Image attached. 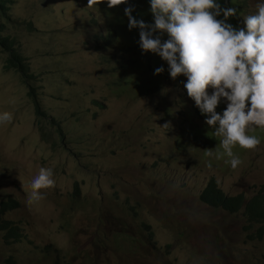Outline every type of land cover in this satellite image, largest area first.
<instances>
[{
	"label": "rangeland",
	"instance_id": "1",
	"mask_svg": "<svg viewBox=\"0 0 264 264\" xmlns=\"http://www.w3.org/2000/svg\"><path fill=\"white\" fill-rule=\"evenodd\" d=\"M8 1L5 33L36 78L22 83L0 46V112L15 114L10 98L28 107L22 124L0 123V219L20 233L0 236V264H264V237H248L257 225L199 198L210 180L227 195L264 188V129L252 133L262 143L240 152L236 169L205 155L222 151L220 138L188 97L186 77L172 80L165 61L142 54L139 29L127 27L130 5L136 19L153 23L149 0L112 8L107 0ZM240 1L218 0L255 13L258 0ZM243 16L227 22L243 27ZM120 62L130 67L126 75ZM157 67L164 72L154 75ZM129 74L149 86L126 84ZM36 105L58 114L62 142L46 137L53 124L30 111ZM225 108L221 100L216 111ZM71 132L82 136L73 142ZM41 167L54 170L56 185L29 204ZM6 196L18 206L2 210Z\"/></svg>",
	"mask_w": 264,
	"mask_h": 264
},
{
	"label": "clouds",
	"instance_id": "2",
	"mask_svg": "<svg viewBox=\"0 0 264 264\" xmlns=\"http://www.w3.org/2000/svg\"><path fill=\"white\" fill-rule=\"evenodd\" d=\"M96 2L89 0V4ZM149 3L153 23L136 19L132 15L134 8L131 5L124 8L128 29H139L138 45L142 54L150 52L165 61L172 80L180 76L184 82L183 76L186 77L183 87L188 97L194 101L201 115L206 117L205 123L213 129L214 137L220 138L219 149L222 151L205 149V155L215 159L225 158V164L232 169L238 168L243 164V159L234 148L238 146L240 152L254 151L262 143L261 137L252 133L257 128L264 129V0H258L255 13L248 15H245L247 9L222 7L218 0H149ZM244 3L245 0H241L239 7ZM121 4H128V0H107L109 8ZM221 16L222 19H217ZM242 16L243 27H235L227 22L232 17L231 20L239 24ZM165 33L167 39L162 40ZM164 70L163 67H157L154 75ZM221 100L226 101L222 114L216 111ZM9 101L15 114L10 111L0 112V123H11L14 119V122L22 124L28 107L13 98ZM36 106L30 111L45 123L53 124L46 137L53 135L59 141L62 134L55 130L62 129L58 114L48 113L38 106L44 112L41 114L39 111L38 115ZM169 126L167 123L163 125ZM211 166L209 162L208 167ZM29 183L32 191L27 196V202L33 204L45 199L41 190L55 187L54 170L41 167ZM73 194H76L75 191ZM254 196L264 197V188L261 187ZM16 202L15 207L19 204ZM219 207L231 212L223 206ZM239 211L242 212V209ZM13 225L19 233L17 225ZM257 232L256 227L248 237L263 238L264 225L260 228L261 234ZM1 234L6 241V232L1 231Z\"/></svg>",
	"mask_w": 264,
	"mask_h": 264
},
{
	"label": "trees",
	"instance_id": "3",
	"mask_svg": "<svg viewBox=\"0 0 264 264\" xmlns=\"http://www.w3.org/2000/svg\"><path fill=\"white\" fill-rule=\"evenodd\" d=\"M8 0H0V46L3 47L5 51L8 52V57L6 59L5 67L12 66L19 75L20 81L22 83L27 82L28 80H33L36 78V73L29 69L28 63L26 61V57L22 51L17 48V42L15 43V39L10 35L5 33V25L7 20H9L10 14L8 12ZM28 28H32V22L28 21ZM105 35V34H104ZM55 36H52V38ZM105 37H107L105 35ZM131 43V42H129ZM134 45V43H131ZM130 48V45H126L123 49L127 50ZM137 61H135L136 63ZM120 66L123 69V74L126 75L129 70V65L120 62ZM144 72H147L145 69ZM129 80V83H132L136 88H143L149 86V81L146 77V83H141L138 79H133V77L129 74V77H125V83ZM128 83V84H129ZM98 104V102H97ZM99 105H102L99 103ZM37 114L40 112L43 114L38 106ZM40 111V112H39ZM56 132H60L61 138L57 142H53V144H58L63 141L64 133L62 129H55ZM75 132H71L70 140L73 142L77 139H80L82 134L74 135ZM240 155V151H239ZM75 193H78V187L75 185L74 187ZM200 200L211 207H219L223 206L229 211H239L242 209V214L244 216L245 222L247 226L252 227L257 225L258 232L260 235V228L264 225V197L262 196H253L251 198L246 199L242 194H238L235 196H227L225 195L221 189L215 184L213 180L208 182L206 187L200 193ZM2 210L13 208L17 205V202L11 198L10 196H6L4 200L1 202ZM1 231L6 232L7 237H13L18 239L20 234L16 232V227L13 225L11 221L0 219V236L2 237ZM11 257L7 259V261H11Z\"/></svg>",
	"mask_w": 264,
	"mask_h": 264
}]
</instances>
